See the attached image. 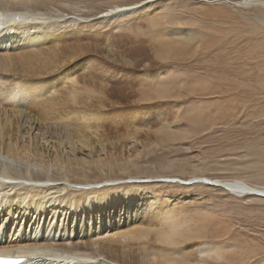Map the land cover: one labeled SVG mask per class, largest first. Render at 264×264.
I'll return each mask as SVG.
<instances>
[{
    "label": "rangeland",
    "instance_id": "1",
    "mask_svg": "<svg viewBox=\"0 0 264 264\" xmlns=\"http://www.w3.org/2000/svg\"><path fill=\"white\" fill-rule=\"evenodd\" d=\"M141 1L66 0L80 11L71 14L66 9L60 19L50 4L19 5L55 15L44 27L46 32L67 33L74 28L73 32L78 26L89 34L97 32L93 45L81 48L76 64L80 86L93 80L104 94L86 103L102 116L99 120L88 115L96 123L84 128L91 141L78 143L76 151L65 144L59 125L46 124L38 131L35 116L25 109L15 118L19 130L16 142H11H24L30 152L18 162L0 151V171L4 163L18 183L29 182L36 172L49 178L59 173L64 180L54 181L58 187L50 194H34L18 186L1 190L7 193L0 196V221L9 196L18 193L15 200H23L12 205L0 226L19 225L26 239L53 240L64 245L57 247L61 250L86 242V252L99 258L101 246L121 247L132 252L128 263L157 258L189 264H264V196L224 189L222 182L211 186L208 180L242 179L264 186V0L261 6L249 8L203 0H153L104 22L95 21L115 5ZM99 67L103 70L97 72ZM90 70L98 78L91 79ZM152 83H158L167 96L145 98L142 84L146 88ZM160 129L171 136L158 140ZM54 143H60L57 149ZM35 146L41 148L36 155ZM65 160L73 165L64 166L60 161ZM6 178L1 174V181H11ZM178 178L183 180L173 182ZM110 179L132 182L122 189L129 191L126 202L98 198L87 212L67 206L77 195L92 193H70L74 180L95 185ZM185 179L195 181L181 185ZM141 187L139 196L132 195ZM106 188L93 192L106 193ZM133 223L151 230L146 238L131 234ZM172 223L184 233L183 239L190 231L200 236L193 233L174 245L156 241V229ZM81 224L96 228L97 236H83Z\"/></svg>",
    "mask_w": 264,
    "mask_h": 264
},
{
    "label": "bare ground",
    "instance_id": "2",
    "mask_svg": "<svg viewBox=\"0 0 264 264\" xmlns=\"http://www.w3.org/2000/svg\"><path fill=\"white\" fill-rule=\"evenodd\" d=\"M151 1L153 0H143L140 3H136L133 5L132 4L115 5L105 10L101 14H99L95 18V21L104 22L103 20L107 18H112L114 14L120 15L125 10L134 8L136 6ZM203 1L210 4H228L229 6L232 7H242V8L259 7L261 6V4H263L262 0H235V1L203 0ZM32 2L35 4H41L43 6L50 4L51 8L52 7L57 8L56 12L57 11L58 12L56 16L55 15L54 16L55 18L57 17L58 19L62 18L65 15V14L62 15L61 13H63L66 9H68L71 14H75L76 12L80 11L75 8L74 4L67 3L66 0H0V38L1 36L3 37L6 36L5 38H3L4 39L3 42L0 40V151L3 153L5 152V155H9L12 159H14V161L15 158L17 159V161L18 160L23 161L25 157H28V153L30 152L29 151L30 147L27 144H24V142L19 145L15 143L14 144L15 146L11 142V140H14V142H16L15 136L17 135H15V133L19 130V124L18 121L15 120V118L18 119V116H20L22 110L25 109L28 110L30 114L33 113V115L35 116V120H37V122L39 123L37 128L38 131H42L46 124L48 125L53 124L56 126L59 125V127H61L65 133V135L63 136L64 139L67 140V143L65 144H70L72 147L70 150L72 151H76V149L74 150V148L78 143L84 144L86 142L91 141L89 137L85 135L84 128L89 126L90 124L88 123L90 122L96 124L92 122L93 120L91 119V117H95L96 119L101 120V116H102V114H100L101 112H96L97 110H94L95 108L92 107V104L87 105L86 103L89 102L88 100L91 99L92 97L94 98L96 94L97 97L99 96V94L101 95L104 94V91H102V88L99 86H98L99 88L96 89L93 80H90L89 84L87 85L80 86L81 85L79 82L80 78L78 77L79 69L76 64V62L78 61V55H80L82 49L85 50V46L93 45L91 44V41H93L92 36L96 35L97 32L94 31V33L89 34L90 33L89 30L88 32L81 30L79 26L78 29L73 30V32L71 30L74 28H71L70 32L67 33L62 31L61 32L57 31V33H54L53 31H52L53 33L46 32V28L44 27L47 25L50 18L51 17L53 18L54 16H50L49 15L50 12H47L46 10L43 9H38V8L30 9L28 7H22V5L21 7L19 6L20 4L28 5L29 3ZM48 27L50 26L48 25ZM98 70H103V69L99 67V69H97V72H99ZM10 74H12L11 79H9ZM2 75H6L7 77H4ZM88 75L92 77L91 79L98 78L96 76L97 73L95 71L93 72V70H90ZM158 86H159L158 83L157 84L152 83L150 86L145 88L142 84L143 88L141 94H143L145 98L166 97L167 94L164 93V89ZM96 90L97 92H95ZM15 99H17L18 102L16 105H12V101ZM3 109H7V111ZM88 115H92V116L90 117ZM99 120L97 121L99 122ZM94 121L96 122V120ZM48 125L46 126L48 127ZM163 131H161L162 136L159 137L158 140L164 141L165 137L171 136V133L167 132L165 129ZM59 144L60 143H54L53 146L57 149ZM40 150L41 148H37V146H35V148L33 149V154L34 155L38 154V151ZM62 161L60 162L64 164V166L71 164L69 163L70 162L69 160H65L64 162ZM60 165L61 164L59 163V166ZM72 165L73 164H71L70 166ZM116 168L118 170V167ZM109 170H112L111 166H109ZM0 173L2 174V176L7 177L8 180H11L6 183L0 180V196H2L4 193V191L2 192L1 190L14 186H18V188L21 189L34 190V194L36 193L43 194L45 192L49 193V191H53L55 190V188L58 187L57 183H55L54 181L61 182L64 180V178L61 177V174L59 173L57 177L51 176L52 178L51 179L48 176L43 175L42 172L41 173L36 172L32 175L31 180L29 182L21 183L19 181L20 183H18L13 181V179L17 177L9 172V168L4 163H2V169ZM79 173L82 174L83 172L79 171ZM20 176L23 177L22 175ZM26 176H30V174L29 175L26 174ZM116 180L119 179H110L105 181L110 183L98 182L95 183V185L86 184L87 182L86 183L79 181L75 182L74 180L73 183L76 186L71 188L72 190H70V193L78 194V191L76 190H82V191L87 190V192L92 191V193L91 194L87 193L86 195L82 194L80 196L77 195L72 202L67 203V206L69 207L68 204H70L75 206L79 211L87 212L91 210L93 202L98 201V198H100L99 201L102 202L113 201L118 198L126 202L128 198H130L129 197L130 195L128 194L129 191L125 192L122 191V189H124L123 186H126V184L132 182L130 180L129 181L122 180V182ZM144 180H149V179H144ZM174 180L177 181H173V182H178V180L182 181L183 179L180 180L178 178ZM208 180H210L211 182L213 181L214 184H211V186L212 185L218 186L216 184L218 182H222L225 184L224 186L227 189L241 191L243 193H247L251 195H254L253 192L256 190L261 194L259 196H264L262 194L264 193V186L258 187L257 185L256 186L250 185L242 179H230L223 181L216 179L214 180L208 179ZM184 181L185 183H181V182L179 183L181 185H190L186 179ZM65 182H67V180ZM64 184H66L67 186L70 185V183L69 184L64 183ZM120 184L121 186H118ZM101 187H108L106 188L108 190L106 189L103 190L107 192L106 193L100 192L98 194H94L95 192H93V190L99 189ZM110 187H113V189H111ZM60 188L63 190L66 189L65 186ZM141 190L142 187L138 188L136 190V192L138 193L135 192L132 195L139 196ZM6 193L4 194L6 195ZM34 194L32 195V198H34ZM17 196L11 195L7 198V201L4 204V206L6 207L4 209L3 219L1 218L2 223L5 222L4 219L5 213H8L7 215L11 213V207H13L12 205L15 202H17L18 205L22 203L23 200L22 197H21L22 199L20 198L21 200L18 201L15 200ZM34 207H36V205H34ZM34 207L33 205H31V209H34ZM49 212H51V210ZM11 218H12V214L9 219ZM0 225L3 226V224L1 223ZM131 226L133 227L131 229L129 228V230L134 231L135 229V232H131V234L134 235L135 237L137 236L138 238H146L151 231L148 229H144V230L141 229L140 226L136 223H133ZM80 231L83 236H86L88 238L94 235L97 236L98 233L96 228L82 224L80 225ZM190 232L191 234L196 233L194 234L195 236L193 237L198 238L200 236L198 232L195 231H190ZM191 234L185 239H183L184 233L178 229L175 223H172L170 226H167V228L162 226L157 228L154 237L155 240L158 241L159 243L174 245V244H180L186 239L192 238ZM4 235H6V237ZM3 237H5V242L2 241ZM87 245L88 244L85 242L82 243L81 246H75V248L73 249H69L68 247H66L67 250L66 249L61 250L60 248L57 247L64 245H62V243L59 244L58 242H55L53 240L31 241L26 239L22 235V228L19 225L16 224L9 225V223H6L3 228L0 226V254L5 256L7 255L15 256L14 260L20 259L22 257H26L25 259L21 260V264H100V262H103V264L105 263L106 264L107 263L108 264H189L188 262H180V261L173 262V260L162 261L157 258L156 260L153 258L152 260H150V262H146V263L143 260H138L136 262L128 263L127 262L128 255L129 257H131L132 252H130V250L127 251L120 249L121 247H115L113 245H108L105 247L100 245L101 251L98 252H99V256L101 257L99 258L96 255L86 252ZM33 251H43L45 253V256L41 259H33L29 255ZM196 264H205V263L197 262Z\"/></svg>",
    "mask_w": 264,
    "mask_h": 264
},
{
    "label": "snow or ice",
    "instance_id": "3",
    "mask_svg": "<svg viewBox=\"0 0 264 264\" xmlns=\"http://www.w3.org/2000/svg\"><path fill=\"white\" fill-rule=\"evenodd\" d=\"M33 259H41L45 256V253L43 251H33L29 254ZM26 257H22L17 260H6L0 257V261H2V264H21V260L25 259Z\"/></svg>",
    "mask_w": 264,
    "mask_h": 264
},
{
    "label": "water",
    "instance_id": "4",
    "mask_svg": "<svg viewBox=\"0 0 264 264\" xmlns=\"http://www.w3.org/2000/svg\"><path fill=\"white\" fill-rule=\"evenodd\" d=\"M171 180H173V179H171ZM192 181H194V180H192ZM210 184H214V183H212V182H209ZM225 187V186H224ZM226 188V187H225ZM254 194H257V195H261L259 192H257L256 190L253 192ZM263 195H264V193H262Z\"/></svg>",
    "mask_w": 264,
    "mask_h": 264
}]
</instances>
